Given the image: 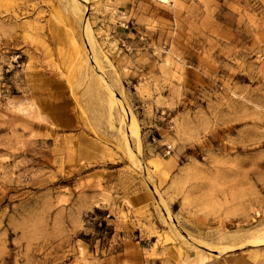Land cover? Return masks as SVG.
Masks as SVG:
<instances>
[{
  "label": "rangeland",
  "instance_id": "1",
  "mask_svg": "<svg viewBox=\"0 0 264 264\" xmlns=\"http://www.w3.org/2000/svg\"><path fill=\"white\" fill-rule=\"evenodd\" d=\"M68 1L0 0V264H264V0H85L113 93Z\"/></svg>",
  "mask_w": 264,
  "mask_h": 264
},
{
  "label": "bare ground",
  "instance_id": "2",
  "mask_svg": "<svg viewBox=\"0 0 264 264\" xmlns=\"http://www.w3.org/2000/svg\"><path fill=\"white\" fill-rule=\"evenodd\" d=\"M69 9L72 13V16L74 19L78 20L81 27H82V39L84 41V45L85 48L88 52V54L90 55H94L96 58V63H97V68H98V75L100 77V79L103 81L104 86L109 90L110 93H113V91L111 90V87L109 86L102 68H101V62H100V58H105L107 59V57L100 53L97 54V50L93 47V43H92V27L91 24L89 22V20L86 17L85 14V8H86V1L85 0H69ZM113 99V97H112ZM123 112H124V124H125V138L126 140H129L131 135H134L137 137V139H139V128H138V123L136 120L135 115L131 112V110L128 108L127 105H125L123 102L121 103ZM134 153H137V149L133 150ZM158 198L160 199V201H162V204H164V201L162 200V198L159 196V194L156 192ZM262 234H264V229L262 231L259 232V235L255 236L252 239V243L253 244H263L264 243V236H262ZM201 246V244H199ZM232 248V246L229 245H222V246H214V247H210V252H213L215 254H221L224 253L228 250H230Z\"/></svg>",
  "mask_w": 264,
  "mask_h": 264
}]
</instances>
